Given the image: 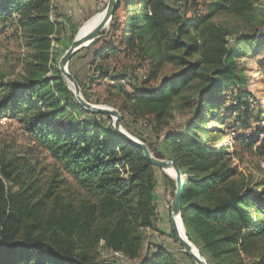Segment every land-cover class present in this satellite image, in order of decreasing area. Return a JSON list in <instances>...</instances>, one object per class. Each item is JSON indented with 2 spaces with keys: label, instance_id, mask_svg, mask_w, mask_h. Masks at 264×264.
Returning <instances> with one entry per match:
<instances>
[{
  "label": "trees",
  "instance_id": "1",
  "mask_svg": "<svg viewBox=\"0 0 264 264\" xmlns=\"http://www.w3.org/2000/svg\"><path fill=\"white\" fill-rule=\"evenodd\" d=\"M253 5V0H215L211 14L197 21L189 18L187 2L182 0H119L108 29L88 48L110 37L93 54V70L85 82L71 68L75 56L70 61V71L82 88L111 80L122 88L124 103L155 120H163L174 106L191 109L185 132L158 138L156 146L146 145L157 158H170L187 175L181 216L187 236L208 264H244L239 251L253 258L252 264H264L260 216L264 208L253 214L251 193L233 177L225 153L197 141L194 125L204 123L205 110L215 105L220 89L238 79L240 44L254 41L255 35L241 33L229 45L231 30L211 18L225 9L229 15L250 19ZM52 11L51 0H0V23L15 28L14 35L26 51L20 79H0V117L19 123L27 140L25 152L15 138L7 146L2 142L0 148V264H123L119 258L90 260L86 251L84 242L99 234L97 223L108 216H116L113 226L100 229L112 251L133 264H180L174 253L158 243L136 260L141 237L133 229L135 224L152 223L159 167L145 158L141 148L100 127L99 120L88 119L107 115L75 104L54 63L63 53L51 52ZM260 24H254L253 30ZM177 50L182 52L177 56L179 73L152 88L145 84L148 79L136 76L138 68L155 76L168 53ZM118 52L134 64L122 68L108 64ZM237 99V107L250 108L249 95ZM257 151L264 160V138ZM128 172L130 183L123 178ZM66 177L81 190L78 202L57 200L60 187L68 183Z\"/></svg>",
  "mask_w": 264,
  "mask_h": 264
},
{
  "label": "rangeland",
  "instance_id": "2",
  "mask_svg": "<svg viewBox=\"0 0 264 264\" xmlns=\"http://www.w3.org/2000/svg\"><path fill=\"white\" fill-rule=\"evenodd\" d=\"M173 1L169 0L171 3ZM182 2H187L189 18L193 19L196 17L198 21L200 18L204 19L207 15L211 14L210 5L215 0H196V6L192 3V0H182ZM107 3L108 0L105 1V6L100 12L106 8ZM253 3L254 9L248 14L250 19L235 17L232 14L229 15L227 11L225 12V9L220 13L211 15L213 23L223 25L231 30V33L227 35L230 41L229 45H232L236 35L241 33L255 35L253 37L254 41H242L240 44L242 53L236 56L238 79L227 82L220 89L221 91L214 98L216 101L215 105H211L205 110L204 123L196 122L194 125L196 126L197 141L225 153L224 158L227 161V165L234 170L233 177L241 183L240 186H244L245 190H249L251 193L254 203V205H251V211L256 216L258 215L256 209L264 208V160L260 158L257 151L258 146L264 138V34L261 32L264 30V23L260 24L262 20L264 22V0H253ZM254 24H260L259 28L253 30L252 26ZM108 27L109 25L105 29H108ZM14 31L15 28L10 25L0 23V79L5 76L6 81L19 80L20 75L24 72L22 60L26 51L20 41L17 40L18 38L14 35ZM72 41V37L70 36L61 37L59 44L63 46L59 50L64 54L66 46H70ZM95 48L82 50L75 55L71 63L72 70L80 76H87L88 78L93 70L92 60ZM181 53L178 50L168 53L163 66H161L159 73L156 74L157 76L153 75L152 77L144 68L136 69V76L140 77L141 80L148 79L147 83H145L146 86L150 88L155 87L163 78L179 73L182 70L179 57H177ZM62 55L59 54L57 60L54 62L57 67ZM188 59L190 61L191 59L193 60V58ZM142 62L144 61L142 60ZM144 75L146 76L145 78ZM63 80L67 83L66 79L63 78ZM109 81L111 80H101L98 84H91L90 88L85 89L80 85L82 94L90 103L117 109L122 115V127L138 140L145 144L147 142L152 144V146H156L158 138L161 141L169 135L186 131L184 126L191 116L190 108L179 110L174 106L170 110L171 113L169 115L163 120L158 121L153 119L154 117L146 111L134 110L130 102L124 103L125 95L122 88ZM84 93L87 95V98ZM88 94L92 96H88ZM246 94L249 95L251 105L247 110L235 105L238 100L237 98ZM75 104L81 109L80 107L82 106L76 98ZM77 115L78 117L80 116L79 114ZM88 117L92 122L99 120L100 127L116 132L113 119L110 116L99 117L89 115ZM21 128L22 126L16 121L4 116L0 117V148L2 142L5 145H9L15 138L18 139L19 144L22 146V150L20 151L25 152L27 140L24 138ZM164 159L170 158L166 157ZM49 163L50 160L43 162L44 165ZM186 177L187 175L184 174L183 179ZM66 178L68 183L60 187L57 200L59 202H78L81 197V190L72 178ZM123 178L127 183H130L129 172L123 174ZM156 179L157 184L154 189L156 201L152 223L147 227L135 224L133 229L134 233L141 237L142 242H140L141 250L136 260L145 257L149 247L154 249L156 243H158L169 252L174 253L180 264H196L191 256L183 251V247L176 238L172 237L171 207L176 191L174 175L172 176L167 171L159 168L156 172ZM6 185L7 188H10L11 183L6 182ZM49 206L52 208L54 201ZM259 214H262V210ZM260 216L264 219V211ZM115 218L116 216H108L103 221L97 223L96 228L99 234L84 242L86 243V251L89 254L90 260L101 261L119 258L123 264H133L131 260H128L118 252L112 251V248L106 243V239L101 236L102 229L100 228L113 226ZM100 220V217H98L97 221ZM96 228H93V231L95 229L96 232ZM79 245L80 243H78ZM247 255L245 251H239L237 254V256L245 260L244 264H252L253 258Z\"/></svg>",
  "mask_w": 264,
  "mask_h": 264
},
{
  "label": "water",
  "instance_id": "3",
  "mask_svg": "<svg viewBox=\"0 0 264 264\" xmlns=\"http://www.w3.org/2000/svg\"><path fill=\"white\" fill-rule=\"evenodd\" d=\"M119 0H108L106 8L102 11L101 20L85 35H81V31L83 27H81L74 37L73 41L69 48L62 55L58 69L64 79H66L69 88L74 94L78 103L86 110L96 113H102L107 116H110L113 119V124L116 132L126 139L127 142L138 146L142 149L145 158L154 166L161 168L164 171L169 169H173L174 178L176 181V191L174 198L172 200L171 214H172V224H173V232L176 240L183 247V251L186 252L191 258L194 260L196 264H208V261L203 256L201 251L189 240L185 227L182 221L181 211H182V195L184 191V179L180 168L175 164V162L171 159H160L157 158L149 149V147L142 141L138 140L131 134H129L121 124L122 115L121 113L112 107L93 104L87 101L81 91L80 84L76 77L69 70V63L72 57L80 52L81 50L90 47L95 39L99 36V34L109 25L113 16L117 10ZM68 79V80H67ZM72 83L74 88H71L69 83ZM179 216L183 228H184V236L180 233L178 228L176 227L175 218Z\"/></svg>",
  "mask_w": 264,
  "mask_h": 264
},
{
  "label": "crops",
  "instance_id": "4",
  "mask_svg": "<svg viewBox=\"0 0 264 264\" xmlns=\"http://www.w3.org/2000/svg\"><path fill=\"white\" fill-rule=\"evenodd\" d=\"M106 0H51L53 5V11L50 15L51 21L54 23L55 32L52 35L51 52L55 54L63 46L59 44L58 39L64 36H76L75 31H79L84 24L92 20L93 17L101 14L102 8L105 6ZM99 37V36H98ZM96 40V39H95ZM104 41H110V37H105L99 43L94 45L95 48L93 54L100 49ZM115 45H118L115 40ZM94 43V42H93ZM89 48V47H88ZM87 50H91L92 48ZM83 49V50H85ZM82 51V50H81ZM79 53V52H78ZM77 53V54H78ZM75 54V55H77ZM74 55V56H75ZM117 57H110L108 64L115 65L118 68H122L123 65L134 64L133 59L126 56L123 52H118ZM117 59V61H115ZM115 61V62H113ZM70 65V63H69ZM75 72V71H74ZM75 74H77L75 72ZM77 76L83 82L86 81L87 76Z\"/></svg>",
  "mask_w": 264,
  "mask_h": 264
},
{
  "label": "bare ground",
  "instance_id": "5",
  "mask_svg": "<svg viewBox=\"0 0 264 264\" xmlns=\"http://www.w3.org/2000/svg\"><path fill=\"white\" fill-rule=\"evenodd\" d=\"M101 18H102V12L101 14H98L97 16L93 17L92 20L84 24L83 29L81 31V35H85L87 32H89L101 20ZM70 85L72 86V88H74L71 82H70ZM167 172L172 176L174 175L173 169H169L167 170ZM175 222H176V227L178 228L180 233L184 236V228H183V224L179 216L175 218Z\"/></svg>",
  "mask_w": 264,
  "mask_h": 264
}]
</instances>
